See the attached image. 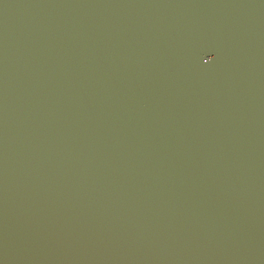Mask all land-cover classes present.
Here are the masks:
<instances>
[{
	"label": "water",
	"instance_id": "obj_1",
	"mask_svg": "<svg viewBox=\"0 0 264 264\" xmlns=\"http://www.w3.org/2000/svg\"><path fill=\"white\" fill-rule=\"evenodd\" d=\"M0 264H264V0H0Z\"/></svg>",
	"mask_w": 264,
	"mask_h": 264
}]
</instances>
